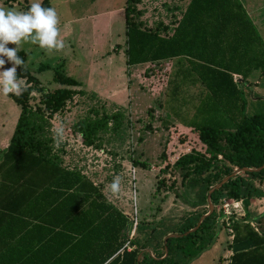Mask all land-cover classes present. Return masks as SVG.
I'll return each instance as SVG.
<instances>
[{
  "label": "trees",
  "instance_id": "obj_1",
  "mask_svg": "<svg viewBox=\"0 0 264 264\" xmlns=\"http://www.w3.org/2000/svg\"><path fill=\"white\" fill-rule=\"evenodd\" d=\"M140 2L127 0V65L147 66L143 78L165 76L162 83L170 86L164 101L149 110L151 118H157L155 108L161 115L157 119L167 127L170 124L165 114L174 115L189 128L187 135L194 134L211 149L204 152L209 153L208 160L186 155L179 161L183 169L196 163L188 169L182 185L199 189L200 203L208 204L210 191L225 178L237 170L264 165V113L249 116L246 95L253 75L264 77V40L240 0H191L181 20L175 22L173 35L168 26L154 30L135 21V4ZM42 6L51 4L45 0ZM18 56L25 63L17 66V76L26 84L19 94H8L21 115L9 147L0 153V264H191L200 258L217 239V212L195 233L167 236L161 247L164 254L159 246L151 248L152 236L131 240L134 221L110 203L80 169L64 166L54 156L49 140L37 139L38 132L45 133L49 125L45 113L53 117L76 94H85L75 90L80 83L60 65L54 69L59 88L51 91L28 69L27 54L19 51ZM174 62L184 73L171 80ZM50 68L42 65L39 73ZM198 85L201 93L195 112L184 118V88ZM34 92L42 95L36 111L30 105ZM120 118L116 114L85 120L75 130L91 147L100 133L110 129V121H115V130L121 127ZM222 134L232 153L220 158L216 153L223 150L219 143ZM263 177L264 170L241 173L212 195L216 204L227 192L246 210L244 219L231 224L234 240L229 249L234 252L230 264H264V233L250 222L254 219V199L264 195L254 182ZM198 220L190 217L172 233L184 235L196 228ZM148 226L142 224L136 231L143 233ZM166 248L168 256L164 258Z\"/></svg>",
  "mask_w": 264,
  "mask_h": 264
},
{
  "label": "rangeland",
  "instance_id": "obj_2",
  "mask_svg": "<svg viewBox=\"0 0 264 264\" xmlns=\"http://www.w3.org/2000/svg\"><path fill=\"white\" fill-rule=\"evenodd\" d=\"M88 3V0H80V5L74 11L78 17L83 16L88 9ZM27 4L25 0L0 1V7L18 11H26L29 8ZM188 4L189 0H141L140 3L135 4L138 13L134 15V19L144 27L154 30L163 29L162 25L168 26L172 33L174 29L172 24L179 21ZM98 5L99 9L104 8L105 11L115 9L111 0H102ZM61 9L68 17L66 9L63 6ZM114 16L119 25L121 22L125 24L124 16H120L116 10ZM77 26L78 24L74 25V27ZM109 38L112 37L106 35V42L103 43L106 47L111 45V42L108 44ZM126 40L127 38L120 40L119 43L116 42V34L115 38H112V41L116 42H112V52H118L120 49H123V52L127 50ZM7 47L14 48L15 45L9 43ZM20 51L28 55L26 65L33 75L41 80L43 86L51 91L59 88L54 81V69L59 66L62 55L52 50L41 49L30 42L21 43ZM42 65H50L51 68L39 73ZM10 67H12L11 62L6 60L4 69ZM146 68L147 66H137L131 70L128 69L127 87L115 95L116 101L103 99L83 89H75L85 94H76L67 102L66 107L53 117L45 113L49 125L47 124L45 133L38 132L37 139L44 137L47 141L49 140L54 156L60 158L64 166L80 169L99 187L110 203L134 221V227L130 233L131 240L152 236L151 248L159 246V252L164 254L161 247L167 236L179 231L190 217L198 220L199 216L208 214L210 211L209 203H200V197L197 195L199 189H187L182 185L188 169L194 168L196 163H190L183 169L179 161L186 155H200L208 160L209 153L204 154V152L211 149L207 148L194 134L187 135L189 128L182 125L174 115L165 114L170 124L167 127L162 125L161 119H157L161 115L155 108L153 110L157 118L155 120L151 118L149 110L154 106L158 107L164 101L170 86L163 85L165 76L150 80L143 78L142 74ZM181 68L183 67L174 62L171 80L175 79L177 73H184ZM184 68L187 67L184 66ZM250 80L252 84L250 89L246 90V95L249 103L247 113L252 116L264 113V77L260 78L259 73H255ZM20 84L21 88L24 87L26 80H20ZM200 86L184 88V96L187 99L182 109L184 118L194 114V108L201 93ZM41 96L38 92L32 94L30 105L34 111L40 104ZM20 113L21 109L14 100L8 94L0 92L1 146L6 145L13 135ZM116 114L122 116L119 120L121 127L115 130V121H110V129L100 133L91 147L84 143L82 136L75 130L79 122L95 121ZM56 128L63 129V139L59 143L54 131ZM219 143L223 146V150L217 152V156L222 158L224 154L232 153L226 143L225 134L221 135ZM117 176L120 177V188L118 193L113 194L110 185ZM162 181L166 184L164 185ZM174 183L176 185L172 187ZM254 183L264 194V177L263 180L259 179ZM229 200L235 201L227 196V192H224L219 201L214 204V212H217V225L214 232L218 235L215 242L210 244L209 249L203 254L211 259L210 261L207 258V264L209 262L211 264L212 259L213 264H230L234 251L230 250L229 246L233 240L227 230V221L224 220V206ZM254 201L256 203L252 211L254 219L250 222L258 232L264 233V195L256 197ZM237 205L238 209L233 210L229 221L231 224L234 221H241L246 216L243 203L239 202ZM142 224L149 226L143 233H139L136 230ZM198 259L191 264H198Z\"/></svg>",
  "mask_w": 264,
  "mask_h": 264
},
{
  "label": "crops",
  "instance_id": "obj_3",
  "mask_svg": "<svg viewBox=\"0 0 264 264\" xmlns=\"http://www.w3.org/2000/svg\"><path fill=\"white\" fill-rule=\"evenodd\" d=\"M25 1L26 3L28 2L27 7H30L32 0ZM43 1L45 0H42V3ZM88 1V9L82 17H78L74 11L80 5V0H49L51 7L56 10L58 16V38L65 44L62 50H52V52L62 55L59 66L65 65L67 74L80 83V87L77 89L91 92L103 99L116 101L115 95L127 87V71L128 69H132L127 65L126 49L124 52L123 49L118 50V52H112L111 50L113 43H119L120 40L127 38V25H125L127 0H111V4L115 8L112 11H105L103 10L104 8L99 9L98 3L102 0ZM240 1L264 40V0ZM190 2L191 0H189V4L184 10L182 17L188 9ZM62 6L66 9L68 17L65 16V11L61 9ZM115 10L120 16H124L125 24L121 22L119 25V22L116 21V16H114ZM77 24L78 26L74 27ZM172 25L174 29L172 33H169L170 35L174 34L176 28L175 23ZM115 33L117 34L116 42L112 41V38H115ZM106 35L112 37L108 39V44L111 42V45L108 47L103 45L104 41L106 42ZM16 127L13 129V135H11L6 145L1 146L2 138L0 139V153L9 147ZM227 203L234 204L235 202L229 200ZM236 209L238 208L233 210ZM244 215H246V210ZM230 238L234 240L232 236ZM207 258L209 257L202 255L197 263L207 264ZM212 262L211 264H213Z\"/></svg>",
  "mask_w": 264,
  "mask_h": 264
},
{
  "label": "clouds",
  "instance_id": "obj_4",
  "mask_svg": "<svg viewBox=\"0 0 264 264\" xmlns=\"http://www.w3.org/2000/svg\"><path fill=\"white\" fill-rule=\"evenodd\" d=\"M57 12L52 7H43L42 0H32L26 11L0 7V92L19 94L20 78L17 76V66H23L25 61L18 56L20 45L30 42L45 50H62L64 42L58 38L59 29ZM12 43L14 48L7 45ZM6 58V59H5ZM11 62L12 67L4 69ZM57 143L63 139V129L56 128ZM120 177H114L110 190L113 194L119 192Z\"/></svg>",
  "mask_w": 264,
  "mask_h": 264
},
{
  "label": "water",
  "instance_id": "obj_5",
  "mask_svg": "<svg viewBox=\"0 0 264 264\" xmlns=\"http://www.w3.org/2000/svg\"><path fill=\"white\" fill-rule=\"evenodd\" d=\"M263 170H264V165H263L262 167L258 168V169L243 168V169L237 170V171L234 172L231 176L225 178V179H224L219 185H217L216 187H214V188L210 191V193H209V195H208V203H209L210 211H209L208 214H206L205 216H203V217L200 219V221H199L198 225L196 226V228L190 230L189 232L185 233L184 235L173 234V235H170L168 238H179V237H185V236H188L189 234H192V233L197 232V231L200 229V227L202 226V224L204 223V221L214 213L215 206H214V204H213V202H212V195H213V193H214L215 191L220 190V189H221L226 183H228L232 178L236 177L237 175H239V174H241V173H244V172H258V173H259V172H261V171H263ZM166 241H167V240H166ZM146 251L150 252L149 250H146ZM150 254L153 255L152 252H150ZM142 256H143V253L140 254V256H139V258H138V261H139V262L142 260ZM167 256H168V248H166V255H165L164 258H166Z\"/></svg>",
  "mask_w": 264,
  "mask_h": 264
},
{
  "label": "built area",
  "instance_id": "obj_6",
  "mask_svg": "<svg viewBox=\"0 0 264 264\" xmlns=\"http://www.w3.org/2000/svg\"><path fill=\"white\" fill-rule=\"evenodd\" d=\"M235 79L238 80L239 77L238 76H235ZM235 202V201H234ZM239 202H235L234 204H230V203H227L224 207H225V219L227 221V230L229 231V234L234 238V231L231 227V223L229 222L231 220V215L233 214V209L237 208L238 207V204ZM242 203V202H241ZM232 208V210H231Z\"/></svg>",
  "mask_w": 264,
  "mask_h": 264
}]
</instances>
